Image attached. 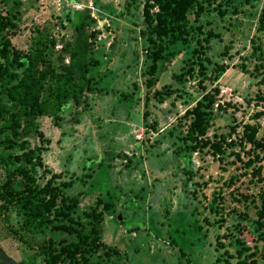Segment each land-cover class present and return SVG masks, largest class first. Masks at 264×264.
Here are the masks:
<instances>
[{"label":"rangeland","instance_id":"374dc122","mask_svg":"<svg viewBox=\"0 0 264 264\" xmlns=\"http://www.w3.org/2000/svg\"><path fill=\"white\" fill-rule=\"evenodd\" d=\"M17 1L0 6L2 12L19 9L22 14L18 32L11 37L13 45L26 49L38 29L55 38L53 58L71 34L70 24L63 26L61 20L67 13L89 11L98 30L93 51L100 58V69H105L102 85L107 88L105 93H87L86 103L70 104L58 123L49 115L40 117L37 130L23 134V149L36 153L45 149L42 161L54 173L93 171L86 185H77L75 191L84 188L80 200L84 208L108 193L114 207L103 215L102 240L120 249L124 264H227L225 258L235 264L224 248H215L216 226L203 217L211 223L208 208L219 189L230 207L243 210L242 204L231 201L229 191L238 187L251 193L264 188V149L252 150L240 138L244 125L254 124L257 137L264 141V23L259 22L264 0H202L205 12L195 20L190 16L189 47L173 45L158 62L154 88L162 91L169 86L173 93L162 101L149 98L147 116L141 73L150 59L140 33L143 0ZM200 24L204 32L215 34L203 49L206 59L202 60L210 76L204 82L206 90L216 99L214 116L205 136L209 144L189 154L179 153L176 139L190 121L183 114L205 90L198 81L197 65L193 76L178 80L174 74L190 56L197 33L203 32ZM137 79L134 97L140 99L119 101L113 95V90L131 92ZM222 136L220 154L211 143ZM3 147L0 143V182L8 173L3 159L11 151L22 150ZM257 167L261 180L254 172ZM231 176L233 184L226 187ZM248 212L253 214L250 208ZM6 218L0 213V264H42L36 249L45 235L26 230L15 206L6 211ZM238 220L234 213L228 216L220 234L227 226L234 231ZM223 238L232 252L228 238ZM248 244L253 246L250 240ZM257 259V264H264V258Z\"/></svg>","mask_w":264,"mask_h":264},{"label":"trees","instance_id":"16d2710c","mask_svg":"<svg viewBox=\"0 0 264 264\" xmlns=\"http://www.w3.org/2000/svg\"><path fill=\"white\" fill-rule=\"evenodd\" d=\"M9 3L18 4V1L0 0V6ZM204 12L202 0H143L140 33L145 38V53L150 59L148 67L141 73L146 116L149 98L162 101L165 95L173 93L169 86L162 91L154 88L158 80L159 60L170 52L169 48L173 45L189 47L190 16L193 15L195 20ZM21 15L19 9L2 12L0 8V135L3 134L0 143L5 149L16 146L22 149L20 153L9 152L3 159L8 173L0 182V213L7 221L6 211L15 206L21 213L26 230L45 235L36 249L42 264H124L120 249L102 240L103 215L113 211L114 207L108 193L97 198L94 205L84 208L80 205L84 188L75 191L77 185H86L93 171L85 168L81 175L74 172L68 175L54 173L42 161L45 149L38 148L37 153L32 149H23V134L30 129L36 131L40 117L49 115L58 123L70 104L76 106L87 102V93L107 92L102 85L105 69H100V58L93 51L98 33L93 28L95 20L87 10L67 13L61 24H70V38L62 42L53 58L55 38L38 29L32 34L26 49L13 45L11 37L18 32ZM259 22L260 25L264 23V7ZM202 27L200 24L199 30L203 31ZM203 32L197 33L190 56L185 58L180 71L174 74L178 80L186 75L193 76L197 65L198 81L205 90L201 98L183 114L190 121L185 133L176 139L179 153L189 154L209 144L205 136L212 124L216 99L213 93L206 90L208 84L204 82L210 76L202 60L206 59L203 49L215 34L209 30ZM131 87V92L113 90V95L119 101L140 99L134 97L139 90L138 79L132 82ZM257 131L254 124H245L240 137H244L252 150L264 149V141L257 137ZM38 133L42 137V133ZM221 139L223 136L211 143L213 151L220 154L223 153ZM246 163L250 164L251 160ZM254 172L261 180L260 168L257 167ZM233 178L231 176L224 183L226 187L233 184ZM221 193L219 189L218 195L210 200L208 211L213 215L211 223L208 216L203 217L205 223L216 226L215 248H224L223 253L234 258L235 264H257V257L264 258V188L251 193L238 187L229 191L231 201L242 204L243 210L230 207ZM249 208L253 214H249ZM233 213L239 219L235 230L227 226V231L220 234L222 225ZM12 232L17 235L15 230ZM222 237L228 238L227 244L233 248L232 252L225 248ZM249 240L253 243L252 247L248 244ZM224 260L232 264L229 259ZM217 261H220L219 257Z\"/></svg>","mask_w":264,"mask_h":264},{"label":"water","instance_id":"95a60500","mask_svg":"<svg viewBox=\"0 0 264 264\" xmlns=\"http://www.w3.org/2000/svg\"><path fill=\"white\" fill-rule=\"evenodd\" d=\"M118 218H119V219L121 218L120 215L118 216Z\"/></svg>","mask_w":264,"mask_h":264}]
</instances>
